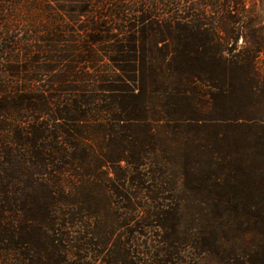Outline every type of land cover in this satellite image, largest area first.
<instances>
[{"label": "trees", "instance_id": "trees-1", "mask_svg": "<svg viewBox=\"0 0 264 264\" xmlns=\"http://www.w3.org/2000/svg\"><path fill=\"white\" fill-rule=\"evenodd\" d=\"M207 258L264 264V0H0V264Z\"/></svg>", "mask_w": 264, "mask_h": 264}, {"label": "rangeland", "instance_id": "rangeland-1", "mask_svg": "<svg viewBox=\"0 0 264 264\" xmlns=\"http://www.w3.org/2000/svg\"><path fill=\"white\" fill-rule=\"evenodd\" d=\"M35 22H36V26L41 25L40 24L41 23V20L36 19ZM200 264H217V263H216L215 260H211L210 258H207L206 260L200 261Z\"/></svg>", "mask_w": 264, "mask_h": 264}]
</instances>
